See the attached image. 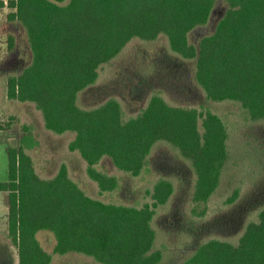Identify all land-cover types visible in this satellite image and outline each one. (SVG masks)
Returning <instances> with one entry per match:
<instances>
[{"label": "trees", "instance_id": "16d2710c", "mask_svg": "<svg viewBox=\"0 0 264 264\" xmlns=\"http://www.w3.org/2000/svg\"><path fill=\"white\" fill-rule=\"evenodd\" d=\"M224 1L228 7L215 31L197 46L189 34L209 22L215 0H0V7L12 9L8 21L26 31L32 51L30 63L9 75L7 97L33 103L55 134L74 133L69 149L86 161L101 195L121 185L118 175L98 168L104 157L137 177L148 169L154 147L167 142L195 171V201H207L228 158L221 115L155 93L138 114L126 116L117 98L84 107L80 95L131 41L163 36L171 53L195 61L194 79L207 100L237 102L253 120H264V0ZM14 40L9 34V50ZM11 128L0 124V130ZM24 129L9 143L8 179L0 181V191L9 193L8 237L18 264H52L55 254L71 253L101 264L162 262L153 220L175 191L170 179H158L149 190L153 201L141 206L104 201L87 193L66 163L42 177L33 153L38 140ZM41 231L54 234L53 251L43 246ZM180 264H264V207L238 243L208 239Z\"/></svg>", "mask_w": 264, "mask_h": 264}, {"label": "rangeland", "instance_id": "374dc122", "mask_svg": "<svg viewBox=\"0 0 264 264\" xmlns=\"http://www.w3.org/2000/svg\"><path fill=\"white\" fill-rule=\"evenodd\" d=\"M227 7L224 0H215L209 22L190 32V42L198 46L203 36L212 34ZM4 14L5 10L0 9V124L15 125L12 130L2 129L8 130L6 135L13 137L12 141L23 137L24 125L29 126L28 134L38 140L33 153L42 177L54 176L61 164L66 163L72 177L90 195L136 206L153 201L149 190L158 179H170L175 191L165 205L157 208L153 220L157 232L155 248L165 252L160 264H180L211 238L238 243L247 223L258 219V212L264 207V120H253L237 102L207 100L194 79L195 61L171 53L165 37L153 42L134 39L100 69L98 81L81 93L80 103L92 107L117 98L125 115L131 116L147 105L151 95L159 93L174 105L212 109L221 115L228 128V158L216 191L207 201H195V171L190 161L167 142H159L154 147L148 169L137 177L118 170L110 158L104 157L98 168L118 175L121 185L101 195L96 182L87 175L86 161L69 149L74 133L55 134L45 127L42 114L33 103L8 99L7 79L30 63L32 51L26 31L21 25L17 30L8 25ZM4 30L15 37L12 50L8 49ZM3 156L0 148V181L8 179V156ZM38 236L45 249L53 251L54 234L41 231ZM6 264L12 261L6 260ZM52 264L101 263L71 253L55 254Z\"/></svg>", "mask_w": 264, "mask_h": 264}, {"label": "crops", "instance_id": "0c3cea01", "mask_svg": "<svg viewBox=\"0 0 264 264\" xmlns=\"http://www.w3.org/2000/svg\"><path fill=\"white\" fill-rule=\"evenodd\" d=\"M0 9L5 10L3 17L7 21L8 25L12 28L19 29L21 26L17 22H9L8 14L12 10L9 7H0ZM7 28V27H6ZM7 35V40L9 34L4 30ZM12 130V129H11ZM8 130H0V148L2 156H8L9 143L12 141L13 137L6 135ZM3 156V158H4ZM9 193L8 191H0V255L3 257L0 259V264H6V260L12 261V264L19 263V254L17 248L13 245L8 237L9 230Z\"/></svg>", "mask_w": 264, "mask_h": 264}]
</instances>
